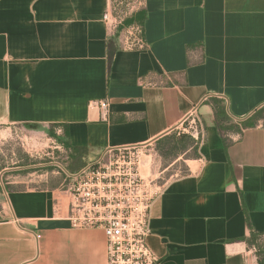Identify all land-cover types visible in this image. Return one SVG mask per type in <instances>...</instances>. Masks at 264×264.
<instances>
[{
  "label": "crops",
  "instance_id": "1",
  "mask_svg": "<svg viewBox=\"0 0 264 264\" xmlns=\"http://www.w3.org/2000/svg\"><path fill=\"white\" fill-rule=\"evenodd\" d=\"M140 1L142 47L129 48L102 20L108 0H0V126L61 138L67 127L87 165L162 146L194 111L197 158L154 201L147 246L159 264H256L246 241L264 236V0ZM99 101L106 111L89 107ZM69 200L0 182V264H106L103 233L72 229Z\"/></svg>",
  "mask_w": 264,
  "mask_h": 264
},
{
  "label": "built area",
  "instance_id": "2",
  "mask_svg": "<svg viewBox=\"0 0 264 264\" xmlns=\"http://www.w3.org/2000/svg\"><path fill=\"white\" fill-rule=\"evenodd\" d=\"M110 34L122 24L106 10L102 17ZM123 30L138 37L130 43L119 37L126 47H142L139 27ZM122 45V42H121ZM89 107L106 111V101L89 103ZM189 121V130L196 140L197 119L192 111L183 123ZM194 125V127H193ZM145 147V146H140ZM139 147H126L104 152L98 159L87 164L78 173L71 174L65 186L69 194L66 217L72 229H96L105 239L106 264H159V259L147 246L149 236L150 210L163 186L144 178L138 173V157L122 153ZM118 153L114 159L106 161L104 155ZM124 165L126 173H113V168ZM37 238H39L37 236Z\"/></svg>",
  "mask_w": 264,
  "mask_h": 264
},
{
  "label": "rangeland",
  "instance_id": "3",
  "mask_svg": "<svg viewBox=\"0 0 264 264\" xmlns=\"http://www.w3.org/2000/svg\"><path fill=\"white\" fill-rule=\"evenodd\" d=\"M140 10V0H108V11L122 22ZM132 26H126V30L135 31L131 29ZM126 30H121L119 37L126 38L129 43L139 35L138 32H133L130 36ZM117 31L118 27L113 33ZM188 126L189 121L180 125L162 146L139 147L122 155L137 156L138 173L149 181H154L159 187H164L168 181L187 174V162L197 158V146ZM50 132H53L51 127L0 126V170H7L0 174L2 184L19 190L65 189L71 175L66 169L67 152ZM55 136L60 137L61 134L55 132ZM117 156L118 153H108L104 155V159L108 161ZM99 157H93L87 163H92ZM112 172L126 173L127 170L124 165H120L113 168ZM250 248L256 264H264V236Z\"/></svg>",
  "mask_w": 264,
  "mask_h": 264
},
{
  "label": "trees",
  "instance_id": "4",
  "mask_svg": "<svg viewBox=\"0 0 264 264\" xmlns=\"http://www.w3.org/2000/svg\"><path fill=\"white\" fill-rule=\"evenodd\" d=\"M142 10L138 11L134 16H131L130 18L125 19L122 24L118 27V31L116 33H114L113 35H111V39L115 38L116 40H118L119 38V32L121 30H123L124 28H126V26H134V27H139L140 29V38H141V32H142V23H143V14L141 13ZM114 52V48L112 46L111 41H108V55H109V61L111 60V56L112 53ZM56 128V127H54ZM62 135L63 138L60 137H56L55 136V130L53 129V132H50L52 137L57 138V140L61 143L62 147L64 148V150L67 152V165H66V169L71 173L74 174V172L79 171L80 169L84 168L86 166V162L84 160V155H85V151L83 149L80 148H76V147H70L65 138H67L68 136V130L67 127L62 126ZM262 236H258V235H251L250 238L246 241L248 246H252L259 238H261Z\"/></svg>",
  "mask_w": 264,
  "mask_h": 264
}]
</instances>
